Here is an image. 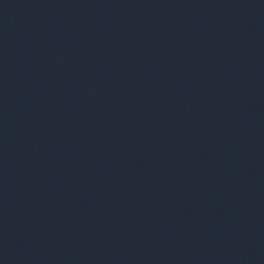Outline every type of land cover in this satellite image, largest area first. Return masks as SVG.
I'll return each mask as SVG.
<instances>
[{
	"label": "water",
	"instance_id": "95a60500",
	"mask_svg": "<svg viewBox=\"0 0 264 264\" xmlns=\"http://www.w3.org/2000/svg\"><path fill=\"white\" fill-rule=\"evenodd\" d=\"M139 1L144 0H0V38L65 16Z\"/></svg>",
	"mask_w": 264,
	"mask_h": 264
}]
</instances>
